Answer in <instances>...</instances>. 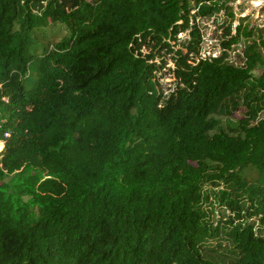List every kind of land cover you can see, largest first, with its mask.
<instances>
[{"label":"trees","instance_id":"obj_1","mask_svg":"<svg viewBox=\"0 0 264 264\" xmlns=\"http://www.w3.org/2000/svg\"><path fill=\"white\" fill-rule=\"evenodd\" d=\"M234 20L0 0V264H264V39Z\"/></svg>","mask_w":264,"mask_h":264},{"label":"rangeland","instance_id":"obj_2","mask_svg":"<svg viewBox=\"0 0 264 264\" xmlns=\"http://www.w3.org/2000/svg\"><path fill=\"white\" fill-rule=\"evenodd\" d=\"M227 3L234 12V16H235V20L233 21V28H235L236 25L240 23L244 27H247L248 29H251L253 31L252 39L254 41L258 42L260 38L264 39V0H227ZM200 24L203 27L202 33L204 34L202 53L207 54L209 53V51L218 52L217 48L219 47V45L217 38H215V35H218L219 33L216 31L217 28L216 25L214 24V21H212L211 19H204L201 21ZM57 29L58 31H60V33L65 32L64 29H59L58 26H55V28L52 27L50 28V30L52 31ZM184 36H185L184 34L179 35V37L182 38ZM234 49H235V53H234L235 55L237 53H240L241 46L239 45ZM261 69L263 68L259 67L257 69L256 75L259 74ZM171 82L172 80L170 78H166L164 81V87L165 84L166 86H169ZM220 124L223 127L226 126L233 127L235 125V121L231 118L229 119L220 118ZM3 148H4V144H3ZM2 149L0 151H2Z\"/></svg>","mask_w":264,"mask_h":264},{"label":"clouds","instance_id":"obj_3","mask_svg":"<svg viewBox=\"0 0 264 264\" xmlns=\"http://www.w3.org/2000/svg\"><path fill=\"white\" fill-rule=\"evenodd\" d=\"M3 148V144L2 143H0V149H2Z\"/></svg>","mask_w":264,"mask_h":264},{"label":"built area","instance_id":"obj_4","mask_svg":"<svg viewBox=\"0 0 264 264\" xmlns=\"http://www.w3.org/2000/svg\"><path fill=\"white\" fill-rule=\"evenodd\" d=\"M5 136L7 137V136H8V134L6 133V134H5Z\"/></svg>","mask_w":264,"mask_h":264}]
</instances>
